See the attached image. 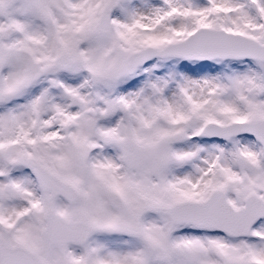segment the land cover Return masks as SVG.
Here are the masks:
<instances>
[{"label":"snow or ice","instance_id":"1","mask_svg":"<svg viewBox=\"0 0 264 264\" xmlns=\"http://www.w3.org/2000/svg\"><path fill=\"white\" fill-rule=\"evenodd\" d=\"M0 264H264V0H0Z\"/></svg>","mask_w":264,"mask_h":264}]
</instances>
